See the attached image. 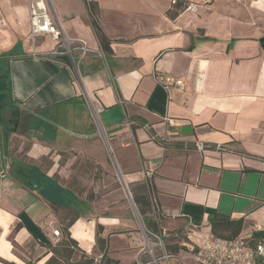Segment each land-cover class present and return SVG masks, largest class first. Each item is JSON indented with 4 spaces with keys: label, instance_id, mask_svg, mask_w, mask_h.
<instances>
[{
    "label": "crops",
    "instance_id": "crops-1",
    "mask_svg": "<svg viewBox=\"0 0 264 264\" xmlns=\"http://www.w3.org/2000/svg\"><path fill=\"white\" fill-rule=\"evenodd\" d=\"M46 2L65 37L91 53L76 55V67L50 56L58 43L32 37L29 0H0V73L19 116L0 126V259L136 264L144 241L133 219L96 217L81 199L69 229L79 252L54 251L75 218L48 201L71 205L56 179L71 161L59 162L79 149L104 155L98 127L126 181L149 187L161 230L182 228L184 241L200 245L227 216L243 221V236L252 233L264 217V0ZM166 77L185 86H166Z\"/></svg>",
    "mask_w": 264,
    "mask_h": 264
},
{
    "label": "built area",
    "instance_id": "built-area-1",
    "mask_svg": "<svg viewBox=\"0 0 264 264\" xmlns=\"http://www.w3.org/2000/svg\"><path fill=\"white\" fill-rule=\"evenodd\" d=\"M185 10L195 12L196 5L189 4ZM29 11L32 37L49 35L58 43V46L49 53L50 56L57 58L68 56L76 67V55L83 57L91 53L83 41H69L65 37L61 26L53 21L46 0H29ZM164 81L166 86L179 88L185 86L183 80H175L171 77H166ZM152 208L156 220H159L158 208L156 206H152ZM181 231L183 230L177 229L169 237L172 240L179 238L183 234ZM254 232L264 235V217L255 224ZM53 233L56 237L60 236L59 230H55ZM149 233L156 239V242L151 247L149 236H145V246L140 252L136 264H172L175 255L170 253L166 247L167 236L165 233L154 234L150 231ZM184 237L187 238L186 235ZM252 239L253 232L246 236L242 235L235 242L210 235L205 237L200 245H194L184 240H181L179 245L186 248L184 251L196 264H264V238L251 244Z\"/></svg>",
    "mask_w": 264,
    "mask_h": 264
},
{
    "label": "rangeland",
    "instance_id": "rangeland-1",
    "mask_svg": "<svg viewBox=\"0 0 264 264\" xmlns=\"http://www.w3.org/2000/svg\"><path fill=\"white\" fill-rule=\"evenodd\" d=\"M96 134L95 138L101 142L105 152L104 155L103 153L92 154L88 148L65 154V157L59 162L60 165H65L68 160L71 162L67 165L64 178L61 179L57 176V181L61 182L63 186L72 189L79 199L85 200L89 204L94 216L133 219L136 231L138 230L144 241V246L145 236H149L150 246L153 247L152 244L156 242V239L150 235L144 225L143 218L134 202L131 192L133 184L126 181L122 170L113 156L109 145L110 136H107L100 127H98ZM121 177L124 178V181ZM161 226L162 222L160 221L158 230H152L151 232L159 234ZM179 229L183 230L182 228ZM175 231H161L167 236L165 240L167 248L176 243L169 237ZM181 232L183 233V231ZM180 237L182 240L185 239L183 234ZM156 253L158 254L157 249ZM174 254L175 259L172 260V264H194L190 258L185 256L184 252L177 251ZM0 264L6 263L0 260Z\"/></svg>",
    "mask_w": 264,
    "mask_h": 264
},
{
    "label": "trees",
    "instance_id": "trees-1",
    "mask_svg": "<svg viewBox=\"0 0 264 264\" xmlns=\"http://www.w3.org/2000/svg\"><path fill=\"white\" fill-rule=\"evenodd\" d=\"M89 7H90L93 15L96 17L98 15V11L95 9L92 2H89ZM92 26H93V30H94L100 44H101L103 51H105V53L110 52L109 42L106 39V37L104 36V34L101 32V30L98 26L97 20L93 21ZM59 59H64L66 63H70L68 57L63 56V57H59ZM5 63H6L5 61H0V70L5 69V66H6ZM42 175L44 176L45 174L42 173ZM33 182L37 185H40L37 182H35L33 179H31V183H33ZM132 187L133 188H132L131 192L133 194L134 202L138 207L139 213L141 214V216L143 218V222H144V225L146 226L147 230L150 232L152 230L153 231L158 230L160 220H156L155 215L153 213V208H152L153 205H152L151 198H150L149 187L144 183H135V184H133ZM61 188H62V186H61ZM62 189L64 191H67L70 193L71 205L61 206L58 202H56L52 199H48V201L53 205L54 208H57V209L58 208L59 209L64 208V209H69V211L71 213L74 212L75 218L72 217L70 219V221L68 222V224H66L63 227V229H62V240L60 243L61 248L60 249H54V251L56 254H62L63 256L65 255L68 257H72L75 253L79 252L77 242L71 238V235L69 233V229H70L71 225L75 222L76 218L79 216V212L77 211L76 207L73 206L74 204L77 203V199H79V198L72 189H70V188H62ZM243 228H244V224H243L242 220H231L227 216L226 217L217 216L216 219L214 220V222L212 223V226H211V235L216 237V238L224 239V240H227L230 242H235L236 240H238L242 236ZM161 231L162 230L160 228L159 232H161ZM100 233H101V228L99 227L97 230V242L99 244H105V241L99 237ZM263 238H264L263 234H259V233H256L253 231V239L250 241V243L253 244L254 242L262 240ZM181 240H182L181 237L174 239V242H176V243L167 248V249H169L170 253L174 254L177 251L186 250L185 247L179 245ZM1 261H3V260H1ZM3 262L6 264H13V263H9L6 261H3ZM48 264H60V263H58L53 258L49 261ZM72 264H95V263H94V259L88 258V257L84 258V256L82 255V258L80 259V261L72 263ZM102 264H112V263L105 256ZM113 264H117V263H113Z\"/></svg>",
    "mask_w": 264,
    "mask_h": 264
},
{
    "label": "water",
    "instance_id": "water-1",
    "mask_svg": "<svg viewBox=\"0 0 264 264\" xmlns=\"http://www.w3.org/2000/svg\"><path fill=\"white\" fill-rule=\"evenodd\" d=\"M264 49V39L261 40ZM12 96V82L7 74L0 73V126L5 128L10 119H13L12 109L3 106L2 102L6 100L7 96ZM12 102H14L12 100Z\"/></svg>",
    "mask_w": 264,
    "mask_h": 264
},
{
    "label": "flooded vegetation",
    "instance_id": "flooded-vegetation-1",
    "mask_svg": "<svg viewBox=\"0 0 264 264\" xmlns=\"http://www.w3.org/2000/svg\"><path fill=\"white\" fill-rule=\"evenodd\" d=\"M12 100H13L12 96L8 95L6 100L2 102L3 106L6 108L12 109V113H13V119L9 120V123H7L5 128H8V126H16L19 123L18 112L16 111L15 106H14V102H12Z\"/></svg>",
    "mask_w": 264,
    "mask_h": 264
}]
</instances>
